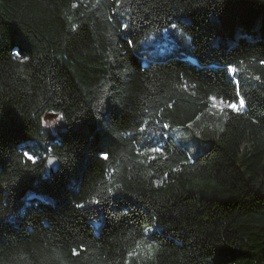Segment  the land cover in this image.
Segmentation results:
<instances>
[{"label": "trees", "instance_id": "1", "mask_svg": "<svg viewBox=\"0 0 264 264\" xmlns=\"http://www.w3.org/2000/svg\"><path fill=\"white\" fill-rule=\"evenodd\" d=\"M142 242L264 264V0H0V264Z\"/></svg>", "mask_w": 264, "mask_h": 264}, {"label": "rangeland", "instance_id": "2", "mask_svg": "<svg viewBox=\"0 0 264 264\" xmlns=\"http://www.w3.org/2000/svg\"><path fill=\"white\" fill-rule=\"evenodd\" d=\"M238 103V102H237ZM216 107H218L219 109H228L227 108V103H216L214 104ZM245 106L240 110H244ZM231 110V109H230ZM50 120L52 122H55L57 120V116H52L50 117ZM30 156V157H33L34 159L33 160H38L40 159V157L38 156H33L31 154H27V157ZM43 156H45L43 154ZM42 156V157H43ZM150 245L148 243H145V242H142L138 245L137 249L135 250V252L132 253L131 257H135L136 258V262L138 264H142V263H145L149 258H150Z\"/></svg>", "mask_w": 264, "mask_h": 264}, {"label": "snow or ice", "instance_id": "3", "mask_svg": "<svg viewBox=\"0 0 264 264\" xmlns=\"http://www.w3.org/2000/svg\"><path fill=\"white\" fill-rule=\"evenodd\" d=\"M125 28H126V26H125ZM230 71L234 73V72H235V68H231ZM215 100H216V98L213 97V101H215ZM220 103L223 104V103H225V102H224V101H221ZM244 106H245V101H244L243 99H240V100L238 101V103H237V102H234L233 100H229V101H227V108H228V109H231L232 111H234V112H236V113H239L240 110H241ZM152 152H153V153H159V152H160V149L153 148V149H152ZM109 158H110V157H109L108 155H105V156H104V159H105V160H108ZM28 159L32 161L34 158L28 156Z\"/></svg>", "mask_w": 264, "mask_h": 264}, {"label": "water", "instance_id": "4", "mask_svg": "<svg viewBox=\"0 0 264 264\" xmlns=\"http://www.w3.org/2000/svg\"><path fill=\"white\" fill-rule=\"evenodd\" d=\"M59 161L58 159L54 156V155H51L46 163H45V166H44V172L47 176H51V175H54L56 174L58 171H59Z\"/></svg>", "mask_w": 264, "mask_h": 264}]
</instances>
